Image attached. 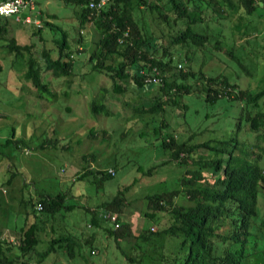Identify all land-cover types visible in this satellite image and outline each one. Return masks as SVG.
Listing matches in <instances>:
<instances>
[{
	"label": "rangeland",
	"instance_id": "obj_1",
	"mask_svg": "<svg viewBox=\"0 0 264 264\" xmlns=\"http://www.w3.org/2000/svg\"><path fill=\"white\" fill-rule=\"evenodd\" d=\"M35 1L36 10L40 11V25L43 26L40 30H37L36 24L23 23L14 17H0L1 21L7 20L6 37L15 38L19 44H31V49L22 54L0 45L2 237L15 242L26 221L47 217L49 219L42 223L40 240L32 252L33 264H138L129 262L117 246L114 236L106 232L105 228H113L114 223L103 216L105 212L101 202L110 199L119 188L128 186L119 216L121 221H128L132 228V235L120 243L122 248L129 249L142 229L164 227L173 218L172 212L167 209H157L152 216L147 215L145 212L151 210V206L146 194L180 188L173 201L176 204L192 203L183 191L185 185L181 177L186 170H201L205 177H209L210 171L200 166V158L209 156L210 150L197 146L189 153L183 152L185 160L182 162L171 160L170 151L160 145L166 130L164 127L159 133L154 130V126H159L160 118L152 113L137 114L133 108L136 101L150 97L159 81H154V86L149 90L143 89L137 93L135 89L134 92H137L131 94L133 97H130V93L112 94L110 78L92 70L91 62L87 59L90 51L96 47L100 33L92 22L84 26L79 23L81 4L66 0ZM150 1L162 4L164 0ZM187 4L192 8L191 1ZM222 7L228 14L226 18L214 20V13H211L206 21L194 24L196 29L208 25L210 33H218L219 38L223 39L221 49H214L207 41L202 46L189 44L183 51H189L193 55V64L196 67L201 65L207 74L223 72L239 86L254 88L264 75V58L261 55L264 9H260V17L249 20L247 16L239 19L242 8L232 9L226 4ZM144 18L150 28H155L149 12H145ZM182 26L183 23L179 22L171 31ZM63 35H66L72 51L74 66L70 75L53 76L44 69L41 49L49 47L51 53L57 55L58 41ZM80 35L82 39L79 41ZM225 47H232L240 55L247 70L227 56ZM31 54L41 66L42 78L49 82L51 90L56 93L54 97H40L32 82L25 77L27 59ZM104 86L108 87L104 100L113 111L110 116L94 113L90 108L91 99ZM181 100L189 105L185 111L176 107L172 111L167 108L165 112V120L178 140H186L190 144L208 140L213 145L234 134L240 101L231 102L220 97L215 103H209L201 93L185 94ZM8 137L22 139L23 142L6 144L4 141ZM238 137L248 144L250 150L257 148L254 146L264 147V139H257L255 132L248 130L247 124L243 123ZM259 152L260 164L264 165V151ZM86 164L95 173L79 177ZM110 167L115 169V173L100 181L96 170ZM63 190H69V201L77 203L76 207L65 211V214L57 213L52 218L37 208L40 194L53 195ZM258 207L259 214L264 216V193L258 197ZM88 208H97L101 225L90 224L91 210ZM227 229H230L227 221L220 222L216 228L218 231ZM92 233L93 244L81 248L87 259L79 254L69 256L61 241H57L49 253L41 255L55 236L74 235L84 241ZM162 241L156 239L157 247ZM152 245L150 243L148 247L151 249ZM91 249L95 252H91ZM254 261L255 258H251L247 262L253 264Z\"/></svg>",
	"mask_w": 264,
	"mask_h": 264
},
{
	"label": "trees",
	"instance_id": "obj_2",
	"mask_svg": "<svg viewBox=\"0 0 264 264\" xmlns=\"http://www.w3.org/2000/svg\"><path fill=\"white\" fill-rule=\"evenodd\" d=\"M66 1L81 4L79 23L84 26L92 22L100 33L96 47L87 59L92 70L110 78L112 94L130 93L133 97L131 94L137 91L140 93L143 89L152 88L154 77L158 75L161 78L150 97L136 101L133 108L137 114L152 113L160 118V124L154 126V130L156 133L161 132L163 127L166 130L160 145L170 151V159L182 162L185 160L183 152L189 153L197 146L210 150L209 156L200 158V166L210 171L209 177H205L201 170H186L181 177L185 185L183 191L192 203L176 204L173 201L180 188L146 194L151 206V210L145 212L147 215L152 216L157 209H167L172 212L173 218L164 227L142 229L129 249L122 248L120 243L132 235V228L119 216L128 186L119 188L110 199L101 202L105 212L103 216L107 217L106 212L117 213L119 225L106 227L105 230L114 236L124 257L138 264H249L247 261L251 258H255L253 264H264V216L259 214L258 207V197L264 193V165L260 164L259 152L264 151V147L254 146L259 151L250 150L248 144L238 137L244 123L248 125V130L255 132L257 139H264V75L256 87H241L223 72L207 74L201 65L196 67L193 64V55L189 51H183L189 44L202 46L207 41L214 49H221L223 39L218 33H210L208 25L196 29L194 24L206 21L211 13H214V20L226 18L228 14L223 4L232 9L242 8L239 19L244 16L249 20L255 19V16L262 15L260 9H264V0H164L162 4L150 0H107L98 12L87 5L88 0ZM188 1H191L192 8H189ZM146 11L151 14L155 28L147 25L144 18ZM179 22L183 26L171 31ZM42 27L39 24L36 28L40 30ZM7 31V20H0V42L4 40L0 45L8 46L16 54L31 49V44H19L15 38L6 37ZM81 39L82 35L78 40ZM58 46L57 55L51 53V48L42 47L44 69L53 76L70 75L74 63L66 35L58 41ZM225 52L247 70L243 59L232 47H225ZM261 55L264 58V45ZM182 62L185 63L182 65ZM25 77L32 82L40 97L56 95L49 82L42 78L41 66L32 54L27 59ZM107 89L106 86L101 87L91 99L90 108L94 113L113 114L104 100ZM190 93H201L209 103H215L220 97L231 102L240 101L234 134L213 145L208 140L198 144L178 140L165 120V112L167 108L172 111L176 107L185 111L189 105L181 98ZM11 142L20 144L23 140L8 137L4 141L6 144ZM83 168L79 177L95 173L89 164ZM96 173L100 181L113 175L105 169H98ZM37 201L42 204L39 210L50 214L51 218L77 206V203L69 201V190L53 195L42 193ZM88 209L91 210L90 224L101 225L97 208ZM47 219L26 221L15 242L2 237L0 229V264H33L32 252L40 240L42 223ZM224 221L229 222L230 229L216 230ZM92 238L93 233L84 241L74 235L55 236L41 255L49 253L55 243L61 241L69 256L79 254L87 259L81 248L92 245ZM156 239H163L159 247L155 244ZM150 243H153L151 249L148 247ZM91 252L95 250L91 249Z\"/></svg>",
	"mask_w": 264,
	"mask_h": 264
},
{
	"label": "built area",
	"instance_id": "obj_3",
	"mask_svg": "<svg viewBox=\"0 0 264 264\" xmlns=\"http://www.w3.org/2000/svg\"><path fill=\"white\" fill-rule=\"evenodd\" d=\"M106 2L107 0H88L87 5L92 9H96L98 12ZM39 13L40 11L36 10L35 0H0V17H14L15 20L23 23L39 25ZM153 70H155V68H153ZM148 80L151 79L148 78ZM153 80L160 81L161 78L157 75ZM107 170L110 174L115 173L114 168L110 167ZM41 207L42 204L39 202L37 208L40 209ZM106 216L113 221L115 226L119 225L115 212H106ZM151 228L154 229L153 226H151Z\"/></svg>",
	"mask_w": 264,
	"mask_h": 264
},
{
	"label": "crops",
	"instance_id": "obj_4",
	"mask_svg": "<svg viewBox=\"0 0 264 264\" xmlns=\"http://www.w3.org/2000/svg\"><path fill=\"white\" fill-rule=\"evenodd\" d=\"M14 235V234H13ZM11 239H12V237H11Z\"/></svg>",
	"mask_w": 264,
	"mask_h": 264
}]
</instances>
